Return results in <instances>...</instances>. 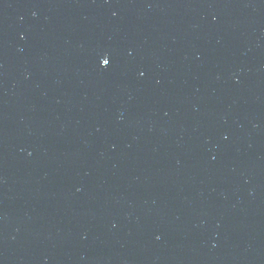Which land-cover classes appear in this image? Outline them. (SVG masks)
<instances>
[{"label": "water", "instance_id": "1", "mask_svg": "<svg viewBox=\"0 0 264 264\" xmlns=\"http://www.w3.org/2000/svg\"><path fill=\"white\" fill-rule=\"evenodd\" d=\"M0 264H264V0H0Z\"/></svg>", "mask_w": 264, "mask_h": 264}, {"label": "snow or ice", "instance_id": "2", "mask_svg": "<svg viewBox=\"0 0 264 264\" xmlns=\"http://www.w3.org/2000/svg\"><path fill=\"white\" fill-rule=\"evenodd\" d=\"M102 61H103V65H105V66L110 63V60L107 57L102 58Z\"/></svg>", "mask_w": 264, "mask_h": 264}]
</instances>
